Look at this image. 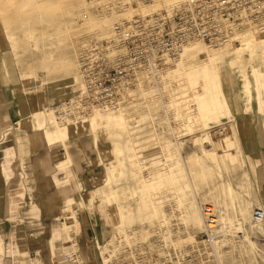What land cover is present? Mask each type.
<instances>
[{"label": "rangeland", "instance_id": "rangeland-1", "mask_svg": "<svg viewBox=\"0 0 264 264\" xmlns=\"http://www.w3.org/2000/svg\"><path fill=\"white\" fill-rule=\"evenodd\" d=\"M83 11L79 7L77 24L83 23ZM0 15L11 63L8 70L9 81L21 91L27 104L26 112L20 115L16 125L4 136V144L0 147L5 150L6 145L14 144L15 135L19 139L22 152L27 153L28 158L35 156L37 153L33 155L31 152L38 149L39 154L46 147L57 148L59 160L49 170L61 174L56 182L64 187V197L67 199L74 196L73 201H76L73 205V201L69 200L66 208L53 210L56 211V220L48 219L43 225L29 226L26 231L28 246L18 247L11 254L9 252V258L14 259L9 264H42L41 259H51L53 255L61 264V258L50 253L48 248V239L55 241L53 228L60 225L71 230L72 240L63 239L58 244L69 247L76 241L80 258L85 264L97 260L100 249L106 254L114 236L120 234L122 229H126L135 238L150 234L145 241L148 242L158 235L162 236V230L169 227L173 230L172 239L183 238L185 240L182 241L186 242L183 246H191L192 243L188 242L198 238L202 223L195 226L196 228L187 226L182 216L183 208L176 204L171 193H165L168 186L162 184L147 187L142 181L144 175H156L158 169L175 167L179 161L185 164L197 195L199 209L204 203H212L218 209L220 217H225L221 226L227 233L221 237L224 240L218 252V263L264 264V221L258 223L253 220L255 208H264V204L258 200L255 178L251 176V173L254 174V167L250 168L244 159L241 138L236 135L234 121H230L235 119V101L238 104L239 100L240 104L247 103L250 110L251 103L256 100L259 108L264 109V47L261 46L264 39H258L260 42L253 43L248 48L243 47L241 55L234 53L230 44L219 48L196 44L198 51L203 50V54L197 52L193 57L185 54L181 62L169 68L162 78L165 89L158 88V85L148 86L150 78L140 75L142 81L139 91L142 98L148 100L146 107L136 98V104L134 103L133 108L131 106V110L128 109L134 113L128 115L97 112L77 121L59 123L53 117V108L80 90L76 54L82 41L77 43L74 60L64 61L63 51L68 47L69 32L67 37H62L59 31L61 28L56 27L41 34L34 28V22L19 11L6 15L0 10ZM115 18L111 16V21L114 22ZM96 23L99 24L98 21ZM209 53L214 56L212 68L217 82L220 80L218 85L213 78V72L209 70L211 67L205 74L201 72V65L206 59L204 57ZM258 66L260 68L256 69ZM198 68L199 73L196 71ZM188 72L189 76L186 74ZM244 75H248L252 81V95L244 93ZM228 76L234 86L231 93L232 106L227 96L230 87L223 80ZM76 79L78 83H75ZM173 82L181 94L178 104H172L170 100ZM72 83L75 88L71 86ZM159 90L168 104L167 114L157 101L151 102V98H154L152 92ZM32 98L39 102L36 109L32 107ZM94 118L96 120L91 121ZM30 119L34 126L43 131H55L60 125L74 123H77L74 125L78 128L73 133L57 137L49 143L57 144L55 147L45 143L44 146L30 150L27 142L31 127L22 123V120ZM162 131L164 137L161 135ZM148 134L161 145L152 141L145 142V148L143 146L139 152L136 143ZM175 137L178 145L174 143ZM6 156V160L10 161L15 157V151L12 155H6L5 151ZM59 161L61 162L57 167L56 163ZM78 174L90 177H85L82 183ZM36 183L37 180L27 171L22 186L24 190L28 189L29 198H26L25 191H22L23 195L20 197L21 201L28 199L27 208L22 207L20 210L18 200L19 203L13 205L16 208L15 216L19 217V212H28L32 204L37 207L34 202ZM150 193L164 200L162 210L166 214L160 212L156 217L146 218L148 210L145 208L149 203ZM15 194L19 195V192ZM188 194L191 195V192ZM124 207L125 212L130 210L131 214H123ZM119 211L121 213L117 214ZM26 215L39 217L32 211ZM68 216L73 218L66 220ZM130 216L133 218L132 222L128 220ZM189 235L196 237L190 239ZM32 247L35 252L31 250ZM59 250L63 256L72 252L70 247L68 250L64 247ZM2 253L4 250H0V257L2 256L5 264V255ZM66 262L71 264V257Z\"/></svg>", "mask_w": 264, "mask_h": 264}, {"label": "built area", "instance_id": "built-area-1", "mask_svg": "<svg viewBox=\"0 0 264 264\" xmlns=\"http://www.w3.org/2000/svg\"><path fill=\"white\" fill-rule=\"evenodd\" d=\"M88 1L99 13L118 18L108 37L93 36L80 44L77 66L81 87L53 108L59 123L77 121L97 111H127L139 74L161 81L192 42L219 48L241 45L250 33L264 37V0H180L171 10L132 16L123 14L157 0ZM200 211L203 224L196 245L175 246L172 236L166 237L163 231L148 242L120 233L113 238V246L119 249L106 253L105 264H219L215 249L223 236L219 211L212 203L202 204ZM253 220L264 221L263 207L255 208ZM71 256V264H85L79 251Z\"/></svg>", "mask_w": 264, "mask_h": 264}, {"label": "crops", "instance_id": "crops-1", "mask_svg": "<svg viewBox=\"0 0 264 264\" xmlns=\"http://www.w3.org/2000/svg\"><path fill=\"white\" fill-rule=\"evenodd\" d=\"M10 66L9 50L6 47L4 30L0 20V145L4 144V136L16 125L20 115L27 110V104L25 103L26 98L21 94V91L9 81L10 76L8 70ZM233 88L232 90L229 88L230 92L227 93L230 106H232L231 93L233 92ZM39 99L41 100V97ZM32 103L33 109L38 108V100L32 98ZM233 105L235 106V119H230V121H234L237 132L236 135L241 138L244 159L247 161L250 168L252 166L254 167V174L251 173V176L255 178L258 200L264 204V109L259 108V104L256 100H253L251 103L250 110H248L249 105L247 103L240 104V100L239 104L235 101ZM22 121L24 125L28 124L31 127L29 131V142H27L29 144H27V146L30 150H35L40 146H44L45 143L49 146L51 145L49 143L55 138L65 137L70 132L73 133L76 127V125L68 124L63 126L60 125V128L55 131H43L34 126L32 119L29 121ZM13 138L14 144L6 145L5 150L0 147V250H4V253L6 252L5 254L2 253L5 255V264H9L14 260L9 258V252L11 254L15 249H18V247L22 248L28 246L26 242L28 240L26 231L29 226L43 225L47 223L48 219L56 220V211L53 212V210L66 208L69 200H75L74 196L73 198L69 196V199L64 197V187L58 185L56 182L61 174L57 171L53 172L49 170L50 166L59 160L58 149L46 147V149L39 154L38 149L36 152H31L33 155L37 153L35 156L28 158V154L22 152L19 139L15 135ZM56 145L57 144L51 146L55 147ZM5 151L6 155H12L15 151V157L10 161L6 160L7 156L5 157ZM60 162L61 161L56 163L57 167H59ZM73 169L75 170L74 167ZM27 171L31 177L37 180L34 190V202L37 204L40 212L38 213V209L34 204H32L31 208L28 210V212H35L36 215L39 216L35 218L26 215V213H28L26 211L24 214H22L23 212H19V217H17L15 216L16 211H14V209H16L14 206L17 205L19 201L20 210L22 207H26V201L28 199H25V201L20 200V197L23 195L22 191H25L26 198H29L28 189L24 190L22 186V180L27 176ZM78 177L81 178L79 180L83 183L82 180L90 176L78 174ZM17 192H19V195L15 194ZM71 193L73 194V192ZM59 196L62 197L60 198ZM75 203L76 201H73V205ZM72 218V216H68L65 219L70 220ZM36 236L38 235L36 234ZM34 245L37 246L36 244ZM31 250L34 251L35 249L32 247ZM1 257L0 264H3ZM55 257L56 256L53 255L50 257L51 259H41V263L60 264L55 260Z\"/></svg>", "mask_w": 264, "mask_h": 264}, {"label": "bare ground", "instance_id": "bare-ground-1", "mask_svg": "<svg viewBox=\"0 0 264 264\" xmlns=\"http://www.w3.org/2000/svg\"><path fill=\"white\" fill-rule=\"evenodd\" d=\"M179 1L180 0H157L154 3H152L151 5L138 6V7L131 8L129 11H127V13H125L123 15L132 16L135 13L148 14V13H151L153 11H158V10H171V8L174 7L176 4H178ZM79 7H82V9L84 10L82 12V18H83L82 24H77V16L79 15ZM0 10L3 13H5L6 15L10 12H13V11H19L21 15H25L28 20H32L34 22V28L37 29L38 32L41 34H44L48 30L56 28V27L61 28V29H59V31H60V36H62V37H67L66 34H67V32H69V36H68L69 37V43L67 44L68 47L63 51V60L64 61H68V60L73 61L74 60L76 49H77V43L81 42V41L83 42L84 38L86 36H89V37H93V36H95V37H108L110 35L109 29L111 27V22H112L111 20H113V19H111V16L103 15V14L99 13L96 9V5L94 3L89 2L88 0H38V1H36V0H29V1L28 0H0ZM86 13L88 14V16L84 17V14H86ZM114 16L116 17L115 19L118 18V16H116V15H114ZM96 21H98L99 24H97ZM27 24H28V22H27ZM27 28L29 29V27H27ZM258 39H260V41H261L264 39V37L257 36L254 33H250V34L243 37V39H242L243 42L241 45H233V44H230V45L233 46V48H234L233 52L234 53L236 52V53H238L237 55H241L242 54L241 49L243 47L246 48L247 46H250L253 43L257 44V42H260ZM196 44H203V43H200V42L190 43L185 48L182 57L177 61V63H175V66L183 60L185 54H187L189 57H193V55L195 56V53H197V52H198V54H200L201 51L200 50L198 51ZM203 45H205V44H203ZM261 46L264 47V44H261ZM202 52H203V50H202ZM202 52H201V54H203ZM213 57L214 56H212L210 53L206 54V57H204V58H206V59H204L205 62L201 65V69H202L201 72L203 74H205L206 70H207V72L210 70V72H213L214 80H216V76H215L213 68H212L214 65L213 64V61H214ZM76 65H77V54H76ZM175 66L173 65V67H175ZM173 67H171V68H173ZM209 67H211V69L208 70ZM77 68H78V66H77ZM258 68H260V67L259 66L256 67V69H258ZM196 71H197V73H199V68ZM186 74L189 76L190 72H188ZM140 75H146V74H144V73L139 74L136 88L132 89L130 92V95L132 96L133 99L131 100L129 110H131L133 108V105L135 103L136 98H139L138 102L143 103L142 106H144V107H146L147 103H148V100H146L145 98H142V93L139 91V89L141 88L140 81H142V80H140ZM146 76H147V79L150 78L149 84H147L148 86L158 85L159 86L158 88H160V87L164 88V85L162 83L163 80L153 81V79L151 77H149L148 75H146ZM79 77H80V75H79ZM223 80L227 81V85L230 87V89H232L234 87L230 76H228L227 79H223ZM74 81H75V83L79 82L78 79H76ZM243 81H244V83H243L244 93L248 92L249 95H252V81L250 80V77L248 75H244ZM188 82H189V79H188ZM218 82L220 83V80ZM218 82L216 80L217 85H218ZM71 86L75 88V84L73 85V83H72ZM79 86L80 85L78 84V87ZM155 88H157V87H155ZM155 88H153V90H155ZM170 92H171L170 100H171L172 104H174V103L178 104L177 100L179 99L181 94H180V92H179V90H178V88L174 82H173V85H171ZM152 93H153L154 98H151V102L157 101L160 105H162V107H164V109H165L164 112L166 113V111H168L169 108H168V104H167L166 100H164V98H163L164 94L162 96V92L160 90L158 92H152ZM131 106H132V108H131ZM140 108H142V107L140 106ZM129 110L128 111L122 110L119 112H110V113H118V114L122 113L124 115H128V114H131L133 112V111L131 112ZM97 112H99V111H97ZM97 112H94V113H97ZM137 112H139V111H137ZM100 113H103V112H100ZM95 120H96V118L92 119L91 121H95ZM168 120H171V118ZM169 122H171V121H169ZM74 124H77V123H74ZM158 125H160V124L158 123ZM77 128L78 127H75V130ZM164 131H165V128H164ZM165 132H167V130ZM104 133H106V131H104ZM163 133L164 132L162 131L161 135L164 137L165 135ZM176 140H177V138L175 137L174 143L178 145V142ZM149 141H152L154 143L161 145V143H159L157 140H155L151 134H148L144 137H141V140L136 143V145L138 146L139 152H141V150L143 149L144 143L149 142ZM136 145H135V147H136ZM144 148H145V146H144ZM181 159H182V157H181ZM153 162H154V160H153ZM156 173H157L156 175L149 173V174L144 175L142 177V181L145 183V185L147 187H157V186H161L162 184H165L166 186H168L167 190H165V193H168V192L171 193L172 197L176 201V204L180 208H183V210H182L183 215L182 216L184 217V220H185L184 222L187 224V226H191V227L194 226L195 227L197 225H200L201 223L203 224V218L201 215V211L199 209L197 195H196V192H195L193 185L191 183V180H190V177L188 175L185 164L182 161H179L177 163V166L169 167V169L167 168L165 170L158 169V171ZM188 192H191V195H189ZM185 200H187V202H185ZM163 204H164V200L162 198H159L158 196L154 195V193H150L149 194V203L146 205V208H145L148 210V212H147L148 214L146 215V218L147 217L148 218L156 217L157 215H159L160 212H163V214H166L165 211L162 210ZM124 209H125V207L123 208V211L121 210L123 212V214H131L130 210H129V212H130L129 213V212H125ZM116 211H118V210L116 209ZM120 213L121 212L119 211L117 214H120ZM224 218H225L224 216L220 217V214H219L218 221H219L220 225H222V220ZM128 220H129V222H132L133 221L132 216H130L128 218ZM258 223H262V222H258ZM220 230L222 231L223 235L225 233H227L223 226H221ZM162 231L166 237H167V235L172 236L173 230L171 228L168 227L167 229H163ZM119 233L128 234V231L126 229H122V231ZM173 234H175V233H173ZM52 235L55 236V241L53 239H48V243H49L48 248L50 250L49 252L52 254L58 255L59 258H61V264H68L66 262V260H68L69 257H72L71 256L72 253L79 250V248L77 247V242L75 241L74 244L69 246L72 249L71 250L72 252L67 256H63V253H61L59 249L61 247H64L66 250H68L69 247H66L65 245H61L58 243L60 241H62L63 239H67V238H70L72 240L71 230H68L64 226L60 225L59 227L53 228ZM149 235L150 234L146 233V234L142 235L143 236L142 238L138 237L136 239L146 240L149 238ZM105 236H106V233L102 235L103 238ZM176 236H178V234H176ZM194 236L196 237V235H194ZM194 236L189 235V238L190 237L193 238ZM182 240H185V239H183V238L180 239V237L173 240V241H172V239H170L171 243H173L175 246H179V247H183V245L186 243L185 241H182ZM223 240H224V238L221 239L219 241V243H217L215 245V249L217 252L220 251L221 243ZM198 242H199L198 238L196 237L195 240H191V242H188V243H192L191 245L194 246ZM118 249L119 248H117L115 245L113 246V242H111L108 246L107 252L109 253L110 251H115ZM105 255L106 254H104L103 251H101V249H100L97 260L92 261L90 264H105Z\"/></svg>", "mask_w": 264, "mask_h": 264}]
</instances>
